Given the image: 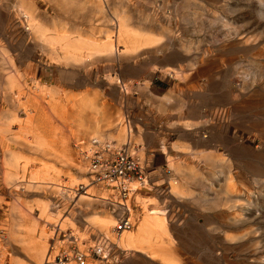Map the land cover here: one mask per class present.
<instances>
[{
  "label": "rangeland",
  "instance_id": "rangeland-1",
  "mask_svg": "<svg viewBox=\"0 0 264 264\" xmlns=\"http://www.w3.org/2000/svg\"><path fill=\"white\" fill-rule=\"evenodd\" d=\"M75 1L77 5L68 6L72 11L69 13L62 9L63 0H0V264L46 263V260L38 261L33 249L26 247L21 239L42 242L38 245L47 248L52 264H63L55 261V257L63 253L69 256L67 264H77L73 258L76 253L87 257L86 264H102L92 259L91 251L97 247L100 235L113 238L117 221L109 230L99 232L87 224L86 217L101 213L116 220L113 210L117 211L122 201L116 190L112 191L113 186L92 183L90 158L98 151L93 144L95 141L102 147L114 144L120 149L126 145L127 153L144 168L146 185L135 193L133 189L134 195L131 191L126 201L134 223L139 224L147 210H161L172 237L188 259L186 263L254 264L255 253L261 251H256V244L242 251H227L224 235L219 230H208L219 228L217 217L228 211V206L222 205L217 211L211 209L213 202L222 198V193L226 196L225 187L218 185L226 183L227 172L221 167L219 170L218 166L229 163L233 167L235 177L231 186L235 187L234 196L230 197L233 204L242 203L238 195L243 196L247 189H252L255 197L262 190L259 183L264 181V107H248L252 103L248 99L240 100L239 97L237 101L232 96L237 93L242 79L247 78V85H251L253 75L249 65L257 51L261 48L264 51V30L248 26L252 22L247 12L249 8L236 11V14L234 5L239 0H225L233 7L228 11L222 10L220 5L217 9L206 6L207 0ZM19 3L25 6L28 14L32 12L44 29L53 32L56 26L60 31L74 33L78 30L84 38L98 43L107 42V32L111 31L109 21L122 12L132 30L134 26L147 39L161 38L165 47L155 56L150 53V45L135 55L133 51L124 54L125 42L118 43L114 37L116 53L124 55L103 57L98 63L90 61L80 68L64 66L53 60L50 52L39 44L28 27L26 16L16 8ZM199 5L207 10L210 8V12L200 11ZM191 13L194 18L189 16ZM257 19L264 23L261 15ZM113 24L116 27V23ZM228 28L233 33L240 31L251 44L221 54L218 47L222 33L229 31ZM209 54L213 61L226 54H232L236 60L199 77L203 58L211 61L206 58ZM261 59L264 66V56ZM10 64L21 76L17 83L25 91L24 100L28 99L30 104L25 108L13 106L15 97L6 90L4 75L11 71ZM168 67L177 68L185 78L166 73ZM110 77L117 78L120 84L110 83ZM262 84L258 82L253 86L261 90ZM40 86L55 87L58 91L56 111L51 110L48 100L37 91ZM83 94H87L92 104L99 103L96 112L82 113L79 105L76 109L72 107V102L76 104ZM29 117H32L31 123ZM93 117L97 121L95 124ZM200 120L207 125L183 137L177 124L183 128L186 122ZM19 127L26 130L27 135L31 128L40 132L52 147L48 150L55 156L34 150L30 145L31 134L15 141ZM120 131L129 134L127 140L119 142ZM127 141L130 143L126 144ZM184 143L190 145L188 154L184 148L172 149L174 144ZM148 148L155 159L147 157ZM162 149L169 160L161 156L163 161H156V154L161 155ZM202 151L215 157L219 163L215 164L217 167L199 158L198 152ZM10 152L18 155L13 166H8L12 162ZM151 160L158 167H153L152 174ZM35 170H41L43 175L46 173L43 184L30 183ZM214 170L220 171L214 175L216 179L212 177ZM7 172L18 181H7ZM192 174L205 178L204 184L191 180ZM95 185L98 191H107L108 201L98 203L96 199L100 198H93L88 192ZM81 186L85 190H81ZM173 189L187 197L175 195ZM86 193L88 197H84ZM80 195L89 202L88 206L77 202ZM42 209L46 210L43 215ZM55 215L58 218L51 220ZM24 232L32 235L28 238ZM122 250L123 264L170 263L154 261L148 255L123 247Z\"/></svg>",
  "mask_w": 264,
  "mask_h": 264
},
{
  "label": "bare ground",
  "instance_id": "bare-ground-1",
  "mask_svg": "<svg viewBox=\"0 0 264 264\" xmlns=\"http://www.w3.org/2000/svg\"><path fill=\"white\" fill-rule=\"evenodd\" d=\"M228 1H230V0H228ZM75 2H76L75 0H63V2H62L63 8L62 9H64V11H67L69 13L72 12V11H70L71 9L68 6L77 5V3H75ZM227 2L225 0H207L206 6H211L212 9H214L213 7H215L217 9L218 6L220 5V8L222 10L228 11L230 8H233V7H230V4ZM235 3H236V5H234V7L236 6V8H237V10H235V8L233 9V10H235V12L241 11L243 9L245 11H247L246 9L249 8V11H247V12H249V17H251L250 20H252V22L249 20L251 22V25H250V23L248 25V26H250V28H252L253 30H259V29L264 30V23L262 24V21L260 19H257L258 15H261L262 17H264V0H239L238 2H235ZM16 8L20 14H24L26 16V20L28 22V27L30 28L31 31H33L35 33L36 38L39 40V44L50 52V54L53 57V60L64 64V66H72V67H79L80 68V67H83L84 65H86L90 61L95 60V63H98V61L100 62L103 57L110 59L114 55L121 56L124 54H129L132 51H133V55H135L138 52H140L143 49V47L145 48V46H149V45H150V48L152 49V50L150 49L151 50L150 53L152 54V56H155L160 48L165 47V43H163L161 38L154 36L150 39H147L144 35H142L140 32H138V30L136 28H134V26H133V30H132V28L129 27L131 24L128 25V22L126 20V18H127L126 14L125 13L122 14V12L120 14L116 15V17L113 18L114 20H112L110 18L111 20L109 21V23H111V31L107 32V34H108V37H106L107 42L104 41V43L103 42L98 43L96 41L95 42L89 41L88 40L89 38H87V39L84 38L83 35H81L77 32L78 30L75 31L76 32V34H75V32L72 33L69 31L57 30L56 26H55V29L53 32L49 29L47 30V28L44 29V26L42 24H40L37 21V19L32 15V12H30L28 14L25 11V6H23L22 4L19 3V4H17ZM199 10L207 12V13L210 12V8L208 10L206 8L204 9V7L202 5H199ZM124 14H125V16H124ZM230 14H228V15H230ZM236 14H237V12H236ZM201 15H203V14H201ZM206 15H208V14H206ZM189 16H193V18H194V13L193 14L191 13ZM195 16L198 17L199 14H195ZM255 16H256V19H254ZM205 18H207V17L205 16ZM223 20L224 19H222V21ZM234 20H236V19H234ZM207 21H208V19H207ZM214 21H213V23H214ZM211 22H212V20H211ZM113 23H116V27L114 26ZM133 23H135V22H133ZM232 23H233V21H232ZM221 25H223V24L221 23ZM212 26H216V25H212ZM223 26H227V24L223 25ZM197 27H199V26H197ZM230 27H233V26H230ZM203 28H205V26ZM244 29H245V27H244ZM199 30H201V27ZM234 31H236V30H234ZM205 33H207V32H205ZM219 33H222V32H219ZM207 34H209V33H207ZM211 35H210V37H211ZM213 36H214V34H213ZM114 37H116V41L118 43H120L121 41L125 42L126 46L124 49V54L121 52L118 53V51L116 53V47L114 45V42H115ZM215 40H217V39H215ZM89 42H90V45H88ZM220 42H221V44L219 45V47L218 46L217 47H218V50L221 51V54H222V53H226L229 51H235V50L237 51V49L245 48L248 45H250L252 41L249 38L242 35L240 33V31L233 33V31L231 32V30L229 29V31L222 33V40ZM256 42H257V40H256ZM201 43H203V42L201 41ZM260 48H258V49H260ZM201 49L202 48H200V50ZM200 50H198V51H200ZM262 50H263V48H261V50L256 52V54L254 55L255 57L252 59L250 65H249L250 72H251L250 74L253 75L251 85H247V83H246L247 78H245L246 77L245 76L244 77L245 79H242L243 82L239 86L237 93L233 94V96L231 95L237 101H238L239 97L241 98L240 100H242V99L247 100L248 99L249 102H252V103L248 104L247 106L248 107H250V106L254 107V109L264 107V76H263L264 75L263 74L264 73L263 72L264 66L262 65L263 61L261 59L264 56V51H262ZM4 57H5V54L3 55L2 59ZM208 57L211 58L210 54L206 58H208ZM235 60H236V58L234 59V56L232 54L231 55L226 54L225 57L223 55H221L220 57L215 58L214 61L212 60V58H211V61H210V59L205 60V58H203L202 63H204V66H201V71H199L200 72L199 77L205 76V74H207L206 73L207 71H213L214 69L219 68L223 65H229L232 62H234ZM212 62L215 64L210 66V64H212ZM193 66L194 65H192V67ZM203 67H207V68H203ZM193 69H191V70H193ZM9 70H11V71L7 75H4V78L7 79L5 81V84H7L6 90L8 91V94L15 97V100H13V106H16L17 108H20V107L25 108V105H30V104H29L28 99L24 100L23 96L25 95V91L20 86H18V83H17L18 82L17 80H20L21 76H19L17 71L14 70L13 64H10ZM165 72L170 74V75H176L178 78H181V79L185 78V76L184 75L182 76L181 71H179L177 68L168 67L165 69ZM242 78H243V75H242ZM109 82L112 84L113 83L120 84V81L117 78L114 79L113 77L109 78ZM258 82L263 83L261 90H260V88H258L256 90L255 87L253 86L254 84H256ZM17 89H19V90L17 91ZM122 89L126 90L125 87H122ZM37 91L41 94V96H44L48 100L47 104L49 105L51 110L56 111L58 109L57 99H56L57 98L56 95L58 94V91L56 90L55 87H49V86L42 87V86H40V87H37ZM83 95H84V97H81L80 99H78V101H77L78 104L77 103L75 104L72 102V107H74L76 109L79 105V107H80L79 109H81L82 113H87L88 111L96 112L97 109L99 108V103L97 101H95L92 104L91 100L89 99L87 94H83ZM10 99L12 100V98H10ZM41 99H43V98H41ZM23 100L25 101V103L23 102ZM169 100H170V98H167V101H169ZM31 103H32V101H31ZM183 105H184V103H182V107H184ZM163 108H165V107H163ZM159 109H160V111L162 110L161 107ZM92 119H93V123L95 124L97 121L94 120V117ZM31 121H32V117H29L28 122L31 123ZM82 123H83V121H82ZM206 125H207V122L200 120L198 122H194V121L186 122L182 126L186 131L193 132L200 127H203V126L205 127ZM29 131H30L29 135L30 134L32 135V137H33L32 140L36 142V146L46 150L44 147V143L42 142L40 137H35V133H34L35 130L33 128H31ZM22 135L23 136L27 135V131L24 130V131H22L21 135H16L15 141H18V139H20ZM29 135H27V136H29ZM128 135L125 134V132L122 133V135L118 138L119 142L124 141L125 139L127 140L126 137H128ZM31 143H34V142H31ZM129 143L130 142L127 141L126 144H129ZM93 144L98 148L97 152L101 153L102 156H105L106 152H105L104 146L102 147L96 141ZM108 147L110 149L112 148L114 151L119 150V148H116L114 146H108ZM177 148H179V149L184 148L185 150L186 149L190 150L189 148H186V146L179 147L177 145L176 149ZM182 151H184V150H182ZM198 153H200L199 158H202L206 162L210 163L212 165V167L213 166L217 167V165H215V164H219L218 161L215 159V157L210 155L209 152L205 153L204 151H202V152H198ZM9 155H11L12 162L10 164H8V166H13V164H16V162L18 160V155L13 154L12 152H10ZM218 167H219L218 168L219 170H221V168H222V170L227 172L226 173L227 174L226 179H228L227 181H229V182L226 181V183L218 185L221 188L223 186L225 187L226 191H224V190L223 191L225 192L226 196L224 197V193H222L223 194L222 198L215 200L213 202V206L211 209L216 210L217 208L220 207V205H222L224 207L228 206V211L226 210L227 213L217 217V219L219 220V224H218L219 228L216 227L215 229H210L208 231L213 232V231L219 230L220 233L224 235V237H225V243L224 244H225V249H227V251H242V249H244L245 247L250 246V245L252 246L253 244H256V247H257L256 251L261 250L262 252L260 251V253H258V252L255 253V256L253 257L254 258V264H264V231H263V229H264V207L262 206L264 204V181L259 183L262 190L259 194L257 193V197H255L256 194L251 191L252 189H247L248 191L245 192L246 194H244L243 196L238 195L240 197L242 203L239 205H235V204H233L234 201L232 199H230L231 196H234L233 188L235 187V185H234V187L231 186V183L235 177V174L234 173L232 174L233 167L231 165H229V163L228 164L223 163V164H221V166H218ZM213 172H214L212 175L213 178H215V176H216L215 174L220 173V171L218 172V170H214ZM90 173L92 176L91 168H90ZM196 177H197L196 174L190 175L191 180H199L201 185L204 184L205 178H203L201 176H198V178H196ZM5 179L7 181H12L14 183H16V181H18L16 176L10 177L8 175V172L5 174ZM91 179H92V183H94V178L92 177ZM45 181H46V173L43 175L41 170H35L32 173L30 183L37 185V184H43ZM213 181H214V184H216L215 180H213ZM132 182L133 181L126 182L127 186ZM46 184L48 185L50 183H46ZM232 184H234V183H232ZM111 185L113 186V184H111ZM145 185H146V183L140 184V186L138 188H142V187L144 188ZM88 186H89V184H88ZM134 186H136V184H133V186L130 185L128 187L130 188V190H132V188ZM81 190H85V187L81 186ZM89 191L91 192L90 188H89L88 192ZM185 191H186V189H185ZM116 192L118 193V190H116ZM173 193L175 195H178V196H184V195L180 194L177 190H174V189H173ZM84 197H88V194L87 193L84 194ZM184 197L186 198L187 195ZM121 204L127 205L126 203H120L119 209L117 211L121 210V208H120ZM146 207H147V205H146ZM41 211H42L41 212L42 215L46 213L45 209L44 210L42 209ZM131 213H132V210H130V208H129V219L131 220L132 223H134V221H132L131 216H130ZM52 220H54V218ZM90 221L93 225L96 226L97 229H99L98 231L100 232L102 230L103 231L109 230V228H111V226H114V222L116 220H110V221L104 222L103 220H100V218L98 216H96V217H93ZM138 221H139V219H138ZM135 223H134V225H135L134 229L135 230L133 229L129 232H123L119 236H117L113 230V238L111 236L108 237L106 235H100V237H103V239L108 240L111 243H113L122 252H123V250H122V247H123L124 249L129 250V251H134V252L140 253L142 255H148L154 261L165 260V261H168V263L170 262L173 264L174 263L194 264V262H192V261L186 263L188 259L185 258L186 256L181 252V249L177 246L176 241L172 237V235H171V233H170V231H169V229L165 223L164 213L161 210H154V211L147 210V212H145L143 217L140 219V223L139 224H137L138 222L136 224ZM22 238H24V237H22ZM114 240H115V242H114ZM21 241L25 244L26 247L33 249L32 251H34V253H35L34 256L37 258L38 261L42 262V261L46 260L45 264H52L50 257H47L48 256L47 250H46L47 248H45L44 245L39 246L37 243H35V240L34 241H31V240L27 241L25 239H21ZM96 244H97L96 248H98L99 247L98 242H96ZM258 246L260 249H258ZM94 247H95V245H94ZM96 248H93L92 251H94ZM92 251H91V253H92ZM89 255L90 254H88L87 256H89ZM20 264H22V263H20Z\"/></svg>",
  "mask_w": 264,
  "mask_h": 264
},
{
  "label": "built area",
  "instance_id": "built-area-1",
  "mask_svg": "<svg viewBox=\"0 0 264 264\" xmlns=\"http://www.w3.org/2000/svg\"><path fill=\"white\" fill-rule=\"evenodd\" d=\"M105 156L95 152L90 158L92 177L94 183L104 184L107 187L112 186L118 190V195L122 203H126L131 193L126 182L137 181L139 184L146 183L147 179L144 168L139 162L127 153V146L124 145L119 150L114 151L105 145ZM110 149V150H109ZM120 211H114L116 217V226L114 232L117 236L123 232H129L134 229V223L129 219V208L127 205L121 204ZM131 210V209H130ZM99 247L91 253L93 260H99L102 264H123L124 254L113 243L100 237L98 241ZM68 255L65 253L55 257L57 263H68ZM77 264H86L87 257L79 254L74 255Z\"/></svg>",
  "mask_w": 264,
  "mask_h": 264
},
{
  "label": "crops",
  "instance_id": "crops-1",
  "mask_svg": "<svg viewBox=\"0 0 264 264\" xmlns=\"http://www.w3.org/2000/svg\"><path fill=\"white\" fill-rule=\"evenodd\" d=\"M184 120V119H183ZM180 122V121H179ZM177 125H179V129L181 130V132H182V134H183V137H187L189 134H187V133H190V131H186L184 128H182L181 126H180V124H177ZM22 129L19 127L18 129H17V135H21V133H22ZM34 133H35V137H40V139L42 140V142L44 143V147H45V149L46 150H44V149H42V148H40V147H38V146H36V142L35 141H33L32 140V142H34V143H31L30 145H31V147L34 149V150H36V151H41L42 153H44V154H49V155H51V156H55V154L53 153V151H50V150H48V148L50 147V148H52L51 147V145H49L48 144V140L40 133V132H37V131H34ZM122 135V133H121V131L119 132V136L118 137H120ZM25 136V135H24ZM32 136V135H31ZM54 140V139H53ZM53 140H51V139H49V141H53ZM185 142H187V141H185ZM49 145V146H48ZM111 146H114L115 147V145L114 144H110ZM175 145V144H174ZM173 145V147H172V149H175V150H177L176 149V146L178 145L179 147L180 146H182V145H184V146H186V148H189L190 150H191V148H190V145L189 144H187V143H184V144H176L175 146ZM190 150H188V149H186V154H188L187 152H189ZM150 149L148 148V149H146V153H147V157H152L153 159H155V157L153 156V155H150ZM164 156L165 157V159L166 160H169V155L167 154V152L165 151V149H162V154L161 155H157L156 154V161H163V158L162 157ZM165 160V161H166ZM28 161V159H25V162H27ZM49 162H50V160H49ZM149 163L151 164V169H150V171H152L151 172V174L152 173H154L155 172V167H156V169L158 168L157 166H155V164H154V162H153V160H151V162L149 161ZM154 167V168H153ZM147 169H148V166L146 167ZM161 168H163V164H161ZM151 181V180H150ZM133 184H136V186H134L133 188H132V193H133V189H134V193L135 192H137L138 190V187L140 186L139 185V183H137V182H135V183H130L129 184V186L130 185H132L133 186ZM90 190H91V193H92V196H93V198H97V197H99L100 199L98 200V199H96V201L98 202V203H100V202H103V201H108L109 199V194L107 193V191L106 192H100V191H98V186L97 185H95V186H93V187H91L90 188ZM137 190V191H136ZM112 191H114L115 192V190L114 189H112ZM134 193H133V195H134ZM80 197H82L81 195L79 196V198H78V200H77V202L79 203V202H81V204L83 205V206H88L89 205V202L86 200V199H81ZM92 200H94L95 201V199H92ZM96 214H98V215H94V216H87L86 218H87V224L90 226V227H93L95 230H99V229H97L96 228V226L95 225H93L92 223H91V219L93 218V217H96V216H98L99 218H100V220H103L104 222H107V221H110V220H112V219H110V218H108V217H104V215H102L101 213H96ZM51 218V220L54 218H58V215H55V216H53V217H50ZM28 234V235H27ZM24 235L26 236L27 235V237L28 238H30L29 236H31L32 234L31 233H24ZM35 243H37V244H41L42 242H35ZM43 245V244H42ZM42 245H40V246H42Z\"/></svg>",
  "mask_w": 264,
  "mask_h": 264
}]
</instances>
